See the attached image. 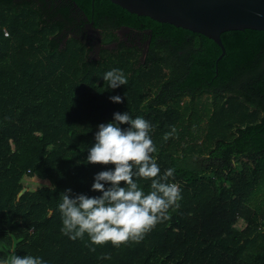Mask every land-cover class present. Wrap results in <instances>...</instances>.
<instances>
[{"label": "trees", "instance_id": "obj_1", "mask_svg": "<svg viewBox=\"0 0 264 264\" xmlns=\"http://www.w3.org/2000/svg\"><path fill=\"white\" fill-rule=\"evenodd\" d=\"M77 8L105 42L122 25L151 30L145 61L132 46L93 58L78 34L65 39L80 28ZM222 39L218 60L214 39L112 0H0V264L13 250L46 264H264V30ZM114 68L127 85L108 87L103 75ZM125 111L151 122L153 155L161 173L174 169L180 207L139 243L74 241L61 231L63 191L102 195L94 177L115 166L87 156L98 125ZM235 125L243 138L232 146ZM252 138L263 152L236 171L232 156L258 155ZM138 183L150 191V180Z\"/></svg>", "mask_w": 264, "mask_h": 264}, {"label": "clouds", "instance_id": "obj_2", "mask_svg": "<svg viewBox=\"0 0 264 264\" xmlns=\"http://www.w3.org/2000/svg\"><path fill=\"white\" fill-rule=\"evenodd\" d=\"M103 79L111 89L128 83L124 72L117 68L107 71ZM109 99L123 103L120 95ZM152 130L150 121L140 116L133 118L128 111L115 112L113 121L98 125L87 163L115 167L100 171L94 177L92 190L102 195L90 197L74 193L71 188L63 191L58 207L64 235L75 241L87 234L92 244L104 245L110 241L119 247L129 241L141 242L158 223L170 219V210L180 207L182 190L177 183H169L174 169L161 173L153 155L157 149L150 135ZM171 134H166L164 139L167 140ZM140 179L151 181L150 191H144L138 183ZM121 182H125L124 186ZM90 250L95 251L94 248ZM4 264L46 262L38 256H18L13 250Z\"/></svg>", "mask_w": 264, "mask_h": 264}, {"label": "water", "instance_id": "obj_3", "mask_svg": "<svg viewBox=\"0 0 264 264\" xmlns=\"http://www.w3.org/2000/svg\"><path fill=\"white\" fill-rule=\"evenodd\" d=\"M127 10L169 22L214 39L226 53L222 33L264 30V0H112ZM93 23V21H92Z\"/></svg>", "mask_w": 264, "mask_h": 264}, {"label": "flooded vegetation", "instance_id": "obj_4", "mask_svg": "<svg viewBox=\"0 0 264 264\" xmlns=\"http://www.w3.org/2000/svg\"><path fill=\"white\" fill-rule=\"evenodd\" d=\"M55 1L58 2V0ZM59 1L62 2V0ZM74 15L76 17V22H79L80 28L78 30L76 28V31L72 30V26L71 28H66L64 30L66 34L65 39L70 35L78 34L84 42H87V47L91 48L90 53H92L93 58H99V54L104 48H109L115 52H119L122 47L132 46L135 47L137 50L139 48L141 53V59L143 62L145 61L146 56L149 52V46H151L150 43L152 38L151 36H149L150 32L152 33L151 30L147 28H142V29L133 28L130 25L129 26L122 25L119 28H114L111 31L112 33L111 36H113V38L111 37L112 38L111 40L105 42L104 38L106 31H104L101 27L96 26L94 23L95 20H90L87 13H84L83 11L81 12L77 8L76 11L74 12ZM80 31L81 32L83 31V33H80ZM214 95H215L214 93L209 92V93H205L203 97L208 96L212 101L214 100ZM233 128H234V132L236 133L230 139V142L234 141L232 142V146L238 145L240 142L238 138L239 137L241 138L243 136V135L241 136V134L239 133L238 125H235ZM245 138L246 137H244V139ZM246 140H248L247 145H249L248 151L257 152L259 149H262V147L253 146L255 144L253 138L252 141H249L250 139H246ZM262 152L253 153L254 155L258 154L255 158L252 155H245V152L242 151L240 152L242 154L240 158L232 156L231 164L236 171L240 169L239 167L242 166L243 162L244 163L247 162L255 165L258 157L262 154Z\"/></svg>", "mask_w": 264, "mask_h": 264}, {"label": "rangeland", "instance_id": "obj_5", "mask_svg": "<svg viewBox=\"0 0 264 264\" xmlns=\"http://www.w3.org/2000/svg\"><path fill=\"white\" fill-rule=\"evenodd\" d=\"M188 97H185V99H187ZM205 97H203V99H204ZM203 126H205V125H203ZM239 225H242V220L241 221H239Z\"/></svg>", "mask_w": 264, "mask_h": 264}]
</instances>
